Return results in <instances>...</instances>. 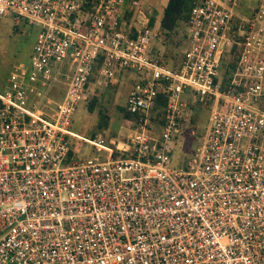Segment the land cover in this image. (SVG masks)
Segmentation results:
<instances>
[{
	"label": "built area",
	"instance_id": "2783aa9c",
	"mask_svg": "<svg viewBox=\"0 0 264 264\" xmlns=\"http://www.w3.org/2000/svg\"><path fill=\"white\" fill-rule=\"evenodd\" d=\"M122 4L0 0L38 27L0 88V264H264V0H194L167 62ZM129 71L123 133L76 157V106Z\"/></svg>",
	"mask_w": 264,
	"mask_h": 264
},
{
	"label": "rangeland",
	"instance_id": "374dc122",
	"mask_svg": "<svg viewBox=\"0 0 264 264\" xmlns=\"http://www.w3.org/2000/svg\"><path fill=\"white\" fill-rule=\"evenodd\" d=\"M144 0H123L121 6V19L125 26L139 28L146 24L148 14L152 8L148 4L143 3ZM157 9L162 11L164 0H155ZM135 2V3H134ZM158 12V15H159ZM155 16H157V12ZM156 18V17H155ZM38 27L29 25L23 20H20L16 25L7 13L0 20V88H2L9 77L11 68L19 61H24L31 53V47L34 43ZM164 38L161 35L155 39L154 48L161 53L164 51L172 53L173 57L177 54L175 50L182 49L184 45L180 41L175 40L176 37L182 35L183 26L178 25ZM181 46V47H180ZM180 53V52H179ZM169 61V60H167ZM135 79L133 71L124 72L114 76L109 83H103L95 87L92 92L95 98L94 105L91 110L87 109V104L78 103L76 110L71 116L69 124V142L70 152L78 158L98 157L102 158L105 152L95 153L90 145L91 136L99 132L103 138H108V135L115 136L116 129L120 125L122 110L124 109L125 96ZM57 99L60 97V92L57 91ZM56 95H54L55 97ZM193 106L195 114L194 123L197 130V135L193 137L185 136L180 145L175 146L171 154V164L179 166L193 154L195 146L198 144V135L201 132L202 125L205 124L208 109L200 104Z\"/></svg>",
	"mask_w": 264,
	"mask_h": 264
},
{
	"label": "trees",
	"instance_id": "16d2710c",
	"mask_svg": "<svg viewBox=\"0 0 264 264\" xmlns=\"http://www.w3.org/2000/svg\"><path fill=\"white\" fill-rule=\"evenodd\" d=\"M90 1V0H88ZM194 0H166L164 7L162 8L161 14L159 17L155 18L154 11L148 15L146 21V27L149 29L151 33V38L153 43L158 35L166 38L169 36L170 33H174L176 27L178 25L183 24L184 20L186 19L187 12L191 5L193 4ZM180 37V36H179ZM176 37L175 40H177ZM176 53V50H175ZM174 55L170 52L163 53L160 56V60L167 62V60L174 59ZM231 63V62H230ZM165 101V96L163 92H160L157 95V104L162 105ZM95 98L93 97L87 104V109L91 110L92 106L94 105ZM131 116L127 114L124 109L122 110V119L125 123L127 119ZM195 116L191 118V122H194Z\"/></svg>",
	"mask_w": 264,
	"mask_h": 264
},
{
	"label": "crops",
	"instance_id": "0c3cea01",
	"mask_svg": "<svg viewBox=\"0 0 264 264\" xmlns=\"http://www.w3.org/2000/svg\"><path fill=\"white\" fill-rule=\"evenodd\" d=\"M165 2H166V0H164V3H163V5H162V8L164 7V4H165ZM143 3L144 4H148L151 8H152V10L150 11L151 13L154 11V12H157V16H155L156 18L157 17H159L160 16V12H159V9H157L158 7H157V3H156V1L155 0H144L143 1ZM158 12H159V15H158ZM151 13H149L148 15H150ZM156 14V13H155ZM148 18V17H147ZM146 18V19H147ZM60 86L59 85H57L56 87H55V89H58ZM127 95V94H126ZM126 97V96H125ZM86 105V104H85ZM124 125V122H123V119H122V116H121V121H120V125H119V127L116 129V132H115V136H110V135H108V138L106 139V138H104V139H106V140H108V139H110L111 137H114V138H116V139H119V135L121 134V133H123V128H122V126ZM95 135H99V136H101V134L99 133V132H97V133H94L92 136H91V138H93ZM102 137V136H101Z\"/></svg>",
	"mask_w": 264,
	"mask_h": 264
}]
</instances>
